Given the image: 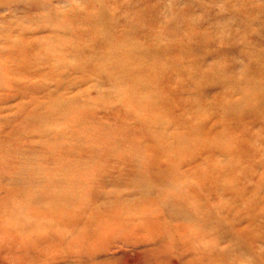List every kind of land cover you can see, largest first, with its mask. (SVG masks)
Instances as JSON below:
<instances>
[{
    "label": "rangeland",
    "instance_id": "obj_1",
    "mask_svg": "<svg viewBox=\"0 0 264 264\" xmlns=\"http://www.w3.org/2000/svg\"><path fill=\"white\" fill-rule=\"evenodd\" d=\"M0 264H264V0H0Z\"/></svg>",
    "mask_w": 264,
    "mask_h": 264
}]
</instances>
